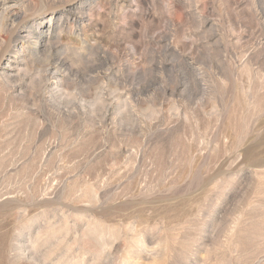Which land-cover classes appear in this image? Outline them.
<instances>
[{"label": "rangeland", "instance_id": "obj_1", "mask_svg": "<svg viewBox=\"0 0 264 264\" xmlns=\"http://www.w3.org/2000/svg\"><path fill=\"white\" fill-rule=\"evenodd\" d=\"M2 1L0 264H264V0Z\"/></svg>", "mask_w": 264, "mask_h": 264}, {"label": "bare ground", "instance_id": "obj_2", "mask_svg": "<svg viewBox=\"0 0 264 264\" xmlns=\"http://www.w3.org/2000/svg\"><path fill=\"white\" fill-rule=\"evenodd\" d=\"M18 0H3V4L5 5H2L4 6L5 8H7V11L8 13H10V15H12V18L10 19L11 22H10V25L13 27L16 24L19 23V18H20V14H21V9L19 7L18 4H16V6L18 5V7H16L14 4H9L8 2H17ZM1 2V3H2ZM8 3V5H6ZM3 7V8H4ZM5 11V10H4ZM26 13V12H25ZM8 20V19H7ZM6 20V21H7ZM18 21V22H17ZM9 23V22H8ZM6 27V26H5ZM19 27V25L17 26ZM39 27V26H38ZM20 28V27H19ZM4 30V29H3ZM5 32V30H4ZM19 33V32H18ZM42 33V31L39 30V28H35L34 26H29L27 27L26 30L22 31L20 34H18L17 36H15L16 38L14 39L15 42H22L23 45L26 44V47H30V49H32V52L33 51H36L37 49H39V46L42 45V41H41V38H40V34ZM48 34V33H47ZM46 34V35H47ZM6 36V35H5ZM2 37V36H1ZM48 39V38H46ZM45 39V40H46ZM1 40V39H0ZM6 40V39H5ZM13 41V40H12ZM51 41V40H50ZM13 43V42H12ZM42 48V47H41ZM56 50V49H55ZM39 51V50H38ZM27 52V51H26ZM31 52V54H32ZM51 52V51H50ZM52 53V52H51ZM54 53V52H53ZM30 54V53H29ZM61 62V60H60ZM55 64V63H54ZM60 64L58 63L55 67V68H58ZM10 67V66H7V68ZM59 70V69H57ZM62 71V70H61ZM65 72V71H64ZM58 79V78H57ZM58 81V80H57ZM18 245V244H17Z\"/></svg>", "mask_w": 264, "mask_h": 264}]
</instances>
